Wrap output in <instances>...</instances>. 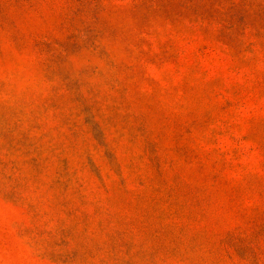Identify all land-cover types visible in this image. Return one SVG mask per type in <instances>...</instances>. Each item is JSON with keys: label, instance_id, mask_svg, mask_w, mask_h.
Returning <instances> with one entry per match:
<instances>
[{"label": "rangeland", "instance_id": "1", "mask_svg": "<svg viewBox=\"0 0 264 264\" xmlns=\"http://www.w3.org/2000/svg\"><path fill=\"white\" fill-rule=\"evenodd\" d=\"M0 264H264V0H0Z\"/></svg>", "mask_w": 264, "mask_h": 264}]
</instances>
